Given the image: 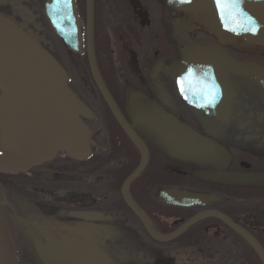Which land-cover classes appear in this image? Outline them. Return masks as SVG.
I'll use <instances>...</instances> for the list:
<instances>
[{"label":"flooded vegetation","instance_id":"af4514ba","mask_svg":"<svg viewBox=\"0 0 264 264\" xmlns=\"http://www.w3.org/2000/svg\"><path fill=\"white\" fill-rule=\"evenodd\" d=\"M47 1L0 0V17L53 54ZM74 2L85 53L86 0ZM166 2L92 0L97 68L141 149L82 68L83 53L76 55L84 90L77 85L72 91L92 114L82 117L91 130L90 154L74 159L58 152L26 172H0L19 264H242L241 256L246 264H262L218 215L252 236L264 253V87L226 71L223 84L213 79L191 88V76L184 82L181 73L191 68L185 56L201 47L264 67V46L226 28L215 4L188 12ZM105 44L111 79L101 60ZM132 98L189 134L194 146L183 151L171 135L153 137L136 118ZM177 192L202 203L192 198L191 206L176 205ZM23 205L30 210L25 220L18 217ZM136 212L153 233L173 236L155 239ZM228 241L236 247L234 256H225Z\"/></svg>","mask_w":264,"mask_h":264},{"label":"water","instance_id":"95a60500","mask_svg":"<svg viewBox=\"0 0 264 264\" xmlns=\"http://www.w3.org/2000/svg\"><path fill=\"white\" fill-rule=\"evenodd\" d=\"M166 3H175L182 11L200 12L211 8L212 4L217 5V0H167ZM217 8L219 20L226 28L250 44L264 46V0H240L238 8L218 5ZM44 11L51 30L62 40L66 51L73 55L82 53L81 27L74 0L67 3L48 0ZM85 52L90 74L105 103L141 149L97 68L92 44V0H86ZM183 62L191 68L181 73V79L187 82V76H191V88H203L202 82L213 79L223 84L226 71L254 78L264 87L263 66L237 61L225 53H215L212 47H201L188 53ZM67 81L65 69L34 37L0 17V172H26L51 160L58 152H65L74 159H84L90 154L91 131L82 117H91L92 114L67 86ZM130 106L153 137L162 141L167 137L165 135H171L183 151L194 146L189 134H182L160 120L138 98L130 99ZM203 107L213 114V110ZM140 168L124 182V191ZM177 196L180 201L176 205L191 206L193 204L187 200L192 198L198 201L195 203H202L199 201L201 197L182 192H177ZM7 204L0 183V264H18ZM136 213L155 239L165 240L173 236L153 233L142 215ZM218 217L253 247L264 264V253L253 237L224 215Z\"/></svg>","mask_w":264,"mask_h":264},{"label":"rangeland","instance_id":"374dc122","mask_svg":"<svg viewBox=\"0 0 264 264\" xmlns=\"http://www.w3.org/2000/svg\"><path fill=\"white\" fill-rule=\"evenodd\" d=\"M50 39L52 40L51 41V44H60L61 45V47L63 48V55L65 56V58L68 60V62H69V68L71 69V72L73 73V75L74 76H76L77 78H76V84H75V86H74V88L76 89V87H78V86H80V88L82 89V90H84V86H83V83L80 81V78L78 77V75H77V67L76 66H78L77 64H78V62L77 61H75L76 60V55H73L72 54V56L71 55H69L70 56V58H69V56L67 55V51L65 50V48H64V46L62 45V43L61 42H58L55 38H54V36L52 35V32H50ZM60 41V40H59ZM101 54L103 55L102 56V65H103V67H104V69H106L105 70V72H106V74L109 76V78H110V76H111V73H112V71H113V67H112V60H111V57H110V54H109V51H108V44H105L104 45V47H103V51L101 52ZM84 58H81L80 59V63H81V66H82V68L85 70V72H86V74L88 73H90V71H89V66H88V62H87V57H85V61L83 60ZM77 63V64H76ZM79 67V66H78ZM80 75H81V72H80ZM89 79H90V77H89ZM111 79V78H110ZM80 81V84L77 86V82H79ZM115 82L116 81H113L112 83H114L115 84ZM82 83V84H81ZM226 255L225 256H234V254H235V252H236V247L231 243V242H227L226 243ZM243 247V249H247V247H245V246H242ZM248 257V256H247ZM241 260H240V263H242V264H246L245 262L247 261V258L245 257V256H241V258H240ZM237 263V262H236Z\"/></svg>","mask_w":264,"mask_h":264},{"label":"trees","instance_id":"16d2710c","mask_svg":"<svg viewBox=\"0 0 264 264\" xmlns=\"http://www.w3.org/2000/svg\"><path fill=\"white\" fill-rule=\"evenodd\" d=\"M53 35V33H52ZM54 36V35H53ZM54 38L58 41L59 39L57 37L54 36ZM54 57L66 68V70L68 71L69 75H70V83L69 85H71V88H74L75 84H76V76L73 75V73L71 72V69L69 68V62L68 60L65 58V56L63 55V48L61 47V45L59 44H54V49L52 50ZM84 58L83 60L85 61V56L83 55ZM80 82H77V85H79Z\"/></svg>","mask_w":264,"mask_h":264},{"label":"snow or ice","instance_id":"6c2138e0","mask_svg":"<svg viewBox=\"0 0 264 264\" xmlns=\"http://www.w3.org/2000/svg\"><path fill=\"white\" fill-rule=\"evenodd\" d=\"M61 0H56V3H60ZM65 3L68 2V0H64ZM240 0H217L218 7L223 8H238L239 7Z\"/></svg>","mask_w":264,"mask_h":264},{"label":"bare ground","instance_id":"6f19581e","mask_svg":"<svg viewBox=\"0 0 264 264\" xmlns=\"http://www.w3.org/2000/svg\"><path fill=\"white\" fill-rule=\"evenodd\" d=\"M67 73V75H68V72H66ZM67 86L70 88V89H72L71 88V85H69V83L67 82ZM91 131V130H90ZM29 207H27L26 205H23V206H21L20 207V212L18 213V217H19V219H21V220H25L26 219V217H27V215L29 214Z\"/></svg>","mask_w":264,"mask_h":264}]
</instances>
